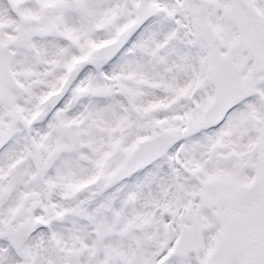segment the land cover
Wrapping results in <instances>:
<instances>
[{"label":"snow or ice","instance_id":"snow-or-ice-1","mask_svg":"<svg viewBox=\"0 0 264 264\" xmlns=\"http://www.w3.org/2000/svg\"><path fill=\"white\" fill-rule=\"evenodd\" d=\"M0 264H264V0H0Z\"/></svg>","mask_w":264,"mask_h":264}]
</instances>
